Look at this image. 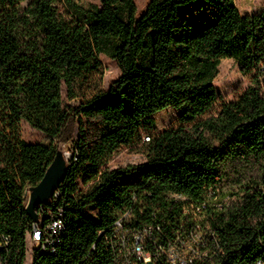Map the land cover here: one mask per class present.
I'll use <instances>...</instances> for the list:
<instances>
[{"label": "trees", "instance_id": "trees-1", "mask_svg": "<svg viewBox=\"0 0 264 264\" xmlns=\"http://www.w3.org/2000/svg\"><path fill=\"white\" fill-rule=\"evenodd\" d=\"M24 1L0 0V241L10 238L0 263L23 264L33 224L25 190L38 184L59 144L74 139L53 199L35 208L46 221L60 210L64 227L54 252L33 251V264H116L119 215L131 229L152 225L155 245L175 246L179 229L181 238L188 234L180 223L193 221L184 203L206 206L208 230V253L188 262L264 264V10L241 14L235 0H150L137 17L134 0ZM100 53L121 73L108 90L98 89ZM224 58L252 78L232 100L213 85ZM63 88L66 99L80 101L64 105ZM166 108L178 123L157 131L153 116ZM22 120L50 144L21 137ZM135 144L143 162L106 166ZM254 166L258 175L234 200L209 203L227 168L239 174ZM131 172L137 178L123 180ZM167 249L163 256L151 249L154 264H169ZM128 256L118 250L117 264Z\"/></svg>", "mask_w": 264, "mask_h": 264}, {"label": "rangeland", "instance_id": "rangeland-1", "mask_svg": "<svg viewBox=\"0 0 264 264\" xmlns=\"http://www.w3.org/2000/svg\"><path fill=\"white\" fill-rule=\"evenodd\" d=\"M91 2H96L97 0H86ZM137 9V17L141 16L144 12L147 4L150 0H134ZM28 0H25L22 4H26ZM236 7L239 9L241 14H250L255 12H261L264 10V0H235ZM98 58L101 62L100 69V80L98 84V89L108 90L110 85L115 79L120 76V70L116 61L112 58H108L104 54L100 53ZM218 74L213 80V85L216 88V91L220 94L222 100H232L237 97L238 94L242 93L246 88L252 85V78L249 75H243L240 70H238L237 62L232 58H224L220 60L218 66ZM63 90V104H76L80 101V98H74L71 100L66 99V90ZM217 104L214 108H218ZM154 119L156 120V130L161 131L163 128H168L175 126L178 123V113L173 108H166L159 113L154 114ZM20 133L21 137H24L28 142L31 143H44L50 144V140L39 130L32 128L28 122L24 120L20 124ZM145 135V140L147 137ZM74 142L60 143L59 149L67 154L68 162L73 155ZM145 160L144 150L141 144H135L130 146H122L118 152L108 161L106 166L109 169H115L120 166H125L128 164H137ZM239 174L233 172L232 169L227 168L225 170V177L222 188L218 192L216 203L219 199H222V202H230L234 200L233 193L239 192L240 185L244 184L248 179H255L259 173V169L254 166V168H244L239 170ZM137 178L136 172H131V174L123 176V180L131 181ZM121 179V178H120ZM29 188V187H28ZM28 188H26L25 193L28 195ZM87 212L95 216L94 211L91 209V206L86 207ZM203 233L204 235L208 233L206 226L203 222ZM198 238V237H196ZM28 240V237L26 238ZM182 242L175 247V249L182 248V243L186 244V249L178 250V257L182 259H193L197 257L199 249L196 247L200 246L199 240H194V237L186 236L181 240ZM28 249L25 252L23 258V264H33V246L30 243H27ZM130 252H132V247ZM170 255V251H169Z\"/></svg>", "mask_w": 264, "mask_h": 264}, {"label": "built area", "instance_id": "built-area-1", "mask_svg": "<svg viewBox=\"0 0 264 264\" xmlns=\"http://www.w3.org/2000/svg\"><path fill=\"white\" fill-rule=\"evenodd\" d=\"M58 189V188H57ZM55 189V190H57ZM216 192L210 191L209 194L212 196L214 199L209 202L212 206H218L219 205V200L217 203L214 201L216 200V197L218 195ZM217 194V195H216ZM173 197L176 200H186V198L183 195H173ZM52 196L49 197L48 201L52 200ZM48 201L46 203H48ZM46 203H41L46 204ZM39 207V206H38ZM206 206L204 204H197L193 203L190 205H187L184 203L183 205V210L186 215V213H193V221H189V223H180L181 226H188V236L189 237H194V240H199L200 241V247H196V249H199V251H202L204 256L208 253L207 250L202 249L203 246L207 244V239L208 237H205L203 233V222L204 220V215H203V208ZM49 218L48 220L43 219V215L40 214L37 216V220H33V224L31 225V228L29 229L28 233V240L27 243H30L33 246V251H39L44 252V251H50L54 252L55 250V242L57 238L59 237V234L62 231V227L64 226L63 224V217L60 212V210L56 214H52L50 211L47 213ZM127 217H120V215L117 217V220L114 222V230H113V242H114V252H115V262L116 264L118 262H121V259L118 258V250H125L128 255L130 254L131 250V243L130 240H132L133 235H139L141 237V242L143 245V256H147L149 259V262L151 264H154V260L151 257V249H158L160 252V255L163 256V249L164 248H170V255H164L166 258L167 262L169 264H194L195 262H188V261H182V257H178V250L179 249H186V244L182 243V248L175 249L174 247V241H170L171 243L168 244V246L160 247L158 245H155L157 242L152 239V230L153 227L152 225H148L144 227L143 229H131L129 227L124 226V220ZM180 230L175 234V237L173 239H179L181 241L180 237ZM42 232H50V239H42ZM198 237V238H196ZM10 239V238H9ZM9 239H2L0 241V247L2 246H7ZM152 239V240H150ZM150 244H154L155 247H149ZM28 249V246H27ZM26 249V250H27Z\"/></svg>", "mask_w": 264, "mask_h": 264}, {"label": "water", "instance_id": "water-1", "mask_svg": "<svg viewBox=\"0 0 264 264\" xmlns=\"http://www.w3.org/2000/svg\"><path fill=\"white\" fill-rule=\"evenodd\" d=\"M68 157L60 149L56 150V154L52 162L48 165L43 177L39 180L37 185L28 188V195L25 193L26 212L34 221L37 220L35 208L41 204L46 203L58 188L60 182L65 177L68 169ZM148 264H151L150 262Z\"/></svg>", "mask_w": 264, "mask_h": 264}, {"label": "bare ground", "instance_id": "bare-ground-1", "mask_svg": "<svg viewBox=\"0 0 264 264\" xmlns=\"http://www.w3.org/2000/svg\"><path fill=\"white\" fill-rule=\"evenodd\" d=\"M55 191H54V193H55ZM54 193H53V195H54ZM63 227H62V230H63ZM186 236H188V234L185 235V237ZM27 237H28V233L26 235V238ZM185 237H182L181 240L184 239ZM42 239H50V232H42ZM26 241H27V239H26ZM181 242L182 241L179 240L178 244L175 245L174 247L178 246ZM130 243H131V247H132V252H130L128 258H124L123 257L124 259H127L124 262V264H148L149 263V259L147 258V256H143V245H142V242H141V237L139 235H134V237L132 236V240H130ZM169 251H170V248L165 250L167 255H169ZM163 252H164V250H163ZM127 255H128V253H127ZM198 255H199V253H198ZM198 255L195 258H198L199 257ZM130 256L132 258H135L136 262H134V260L132 261ZM151 257H152V255H151ZM195 258H193V259H195ZM152 259H153V257H152ZM193 259H182V261H191Z\"/></svg>", "mask_w": 264, "mask_h": 264}]
</instances>
